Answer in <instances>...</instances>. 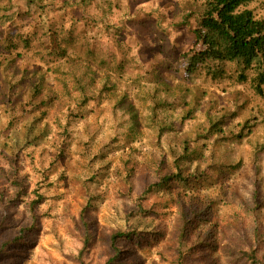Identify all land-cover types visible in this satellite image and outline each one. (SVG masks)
Returning <instances> with one entry per match:
<instances>
[{
	"label": "rangeland",
	"instance_id": "obj_1",
	"mask_svg": "<svg viewBox=\"0 0 264 264\" xmlns=\"http://www.w3.org/2000/svg\"><path fill=\"white\" fill-rule=\"evenodd\" d=\"M204 1L0 0L11 14L0 23V243L23 234L0 264H80V252L83 264H104L115 232L130 236L117 238L112 264H250L248 249L264 260V85L254 90V71L239 82L230 63L216 80L203 70L185 76L195 20L179 21ZM249 8L264 18V0ZM120 49L122 90L159 69L171 84L160 93L161 135L149 102L129 96L136 135L134 120L99 91L67 121L55 80L63 56L90 52L113 75ZM177 172L186 182L156 187ZM200 203L211 211L194 216Z\"/></svg>",
	"mask_w": 264,
	"mask_h": 264
},
{
	"label": "trees",
	"instance_id": "obj_2",
	"mask_svg": "<svg viewBox=\"0 0 264 264\" xmlns=\"http://www.w3.org/2000/svg\"><path fill=\"white\" fill-rule=\"evenodd\" d=\"M259 0H205L202 6L190 3L186 11L182 14L180 25L189 26L190 19L195 20V26L191 28L193 35V44L181 54L184 59L185 76L194 75L204 71L212 80L221 78L225 74L222 68L223 64H234L237 68L236 79L239 82L247 80V71H254L251 79L254 90L262 93L264 85V18H258L249 6ZM81 5H87V0H79ZM6 6L0 9V23L10 20L11 14H4ZM194 17V18H192ZM55 43L54 41L50 42ZM116 58V69L113 75L103 70L105 60L97 59L90 53L83 57L67 56L65 54L64 68L56 74V82L60 85V94L69 101L67 105V121L81 117L82 108L89 102L95 101V92L107 93L115 107L121 108L133 119V133L140 135L143 131L139 126L138 113L135 106L130 102L129 96L141 102H149L150 118L158 125L157 135H161L165 130V124L158 122L157 110L164 106L165 100H162L160 93L170 92L171 84L165 80L164 75L160 74V69L152 72H143V76H133L131 80L124 81L127 88L122 90V49ZM93 56V57H92ZM102 67V68H101ZM169 68L167 64L166 70ZM62 71V72H61ZM111 72V70H110ZM137 86L134 88V85ZM33 92L39 91L38 84L26 85ZM124 113V112H123ZM165 123V122H164ZM172 127V125H171ZM187 151V150H185ZM186 182V179L178 172L172 176L163 177L156 184L161 188L167 182ZM148 187L142 196L150 192ZM39 201V200H38ZM33 205V204H32ZM195 209L194 216L202 212L211 211L207 207ZM81 220L86 230L84 246L88 243V223L81 214ZM182 230L191 222L187 216L181 217ZM22 233L15 237H8L0 243V252L9 251L12 253L14 247L12 242L21 241ZM178 250L180 252V261L185 257L181 251L184 234L179 231ZM130 236L122 232H115L111 235V248L114 255L108 258L104 264H112L117 261L120 254V246L116 244L117 238ZM255 249H248L244 252L247 262L250 264H264V260L258 257ZM80 264H83L81 252L78 254ZM264 257V256H263Z\"/></svg>",
	"mask_w": 264,
	"mask_h": 264
}]
</instances>
